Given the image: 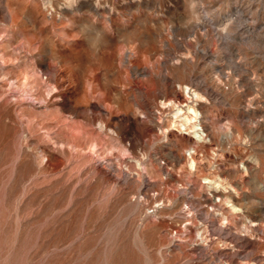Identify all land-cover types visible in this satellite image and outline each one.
Here are the masks:
<instances>
[{"label":"rangeland","instance_id":"1","mask_svg":"<svg viewBox=\"0 0 264 264\" xmlns=\"http://www.w3.org/2000/svg\"><path fill=\"white\" fill-rule=\"evenodd\" d=\"M0 264H264V0H0Z\"/></svg>","mask_w":264,"mask_h":264},{"label":"bare ground","instance_id":"2","mask_svg":"<svg viewBox=\"0 0 264 264\" xmlns=\"http://www.w3.org/2000/svg\"><path fill=\"white\" fill-rule=\"evenodd\" d=\"M186 87H190L187 86ZM195 95V94H194ZM201 95V94H200ZM198 97V96H197ZM166 104V103H165ZM178 106V105H177ZM177 111L183 113L182 117L184 119V121L181 123L182 126H184L185 129H187V125H190V127H196L197 125L199 126V128L195 129L194 133L196 134V136L201 137L202 133H204L206 127L204 126L205 124L202 123V117L200 116V112L192 105H188L187 108L185 110H183L182 107L177 108ZM176 113V112H175ZM194 161L192 160L190 161V165L193 166L194 165ZM239 166V165H238ZM219 175V174H218ZM218 175L216 176V178L218 177ZM209 178V177H208ZM220 179V177L218 178ZM216 181V180H215ZM220 181V180H219ZM214 182V181H213ZM215 183V182H214ZM218 183V182H217ZM213 185V184H212ZM218 191V190H217ZM210 194V193H209ZM215 195H219L218 192L214 193ZM211 196V195H210ZM221 196V195H220ZM219 196V197H220ZM216 197V196H215ZM227 197V196H226ZM210 199V198H209ZM228 201V200H227ZM215 206V205H214ZM234 207H236L234 205ZM233 207V208H234ZM217 208V207H216ZM236 209V208H235ZM234 210V209H233ZM223 216V215H222ZM225 216V215H224ZM228 216V215H227ZM224 220V219H223ZM228 221V220H227ZM225 222V221H224ZM231 222V221H230ZM256 224V223H254ZM244 227V226H243ZM229 228V227H228ZM246 228V227H245ZM248 228V227H247Z\"/></svg>","mask_w":264,"mask_h":264}]
</instances>
